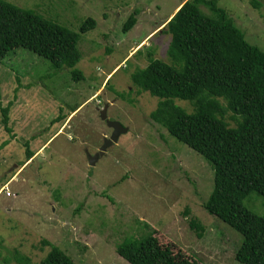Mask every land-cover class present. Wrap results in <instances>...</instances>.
<instances>
[{"label":"rangeland","instance_id":"obj_1","mask_svg":"<svg viewBox=\"0 0 264 264\" xmlns=\"http://www.w3.org/2000/svg\"><path fill=\"white\" fill-rule=\"evenodd\" d=\"M6 1L76 32L82 57L74 68L83 78L24 48L0 60V264L38 262L50 250L44 240L76 264H130L116 245L154 229L177 257L241 264L234 258L240 233L202 205L213 186L209 161L150 118L158 100L137 94L131 80L150 50L168 61L170 36L161 28L185 0ZM217 1L264 51V0ZM132 13L136 22L124 30ZM88 17L95 26L81 31ZM176 103L192 110L188 100ZM4 107L12 133L2 121ZM109 121L122 130L99 153L113 132ZM242 203L264 214L256 191ZM190 217L203 227L200 236Z\"/></svg>","mask_w":264,"mask_h":264},{"label":"trees","instance_id":"obj_2","mask_svg":"<svg viewBox=\"0 0 264 264\" xmlns=\"http://www.w3.org/2000/svg\"><path fill=\"white\" fill-rule=\"evenodd\" d=\"M135 15L128 17L124 30L135 24ZM94 26L88 17L80 30ZM161 30L170 36L168 61L147 52V65L131 76L136 93L156 97L150 118L209 161L213 186L202 205L240 233L235 260L264 264V214L257 215L242 203L251 191L264 197V51L246 40L217 0H185ZM77 40V33L67 27L0 0V60L24 48L55 69L71 68L72 78L82 79V72L74 68L82 57ZM176 99L188 100L192 110ZM7 111L8 107L2 108V121L12 133ZM27 147L26 160L33 154ZM188 212L186 208L184 214ZM188 223L198 236L202 234L196 217ZM160 234L154 229L138 242L128 239L117 244L115 250L130 264H204L194 256L177 257L170 246L161 244ZM43 244L50 250L41 260L30 263L26 257L21 263L76 264L49 241Z\"/></svg>","mask_w":264,"mask_h":264},{"label":"water","instance_id":"obj_3","mask_svg":"<svg viewBox=\"0 0 264 264\" xmlns=\"http://www.w3.org/2000/svg\"><path fill=\"white\" fill-rule=\"evenodd\" d=\"M106 108H107V105H104V107L100 110V118L101 119H105L106 118ZM108 126L109 127H112L113 129V132L110 136V139H107V141L105 140V142L103 143V145L100 147L99 149V153H101V150H104L113 140L116 139L118 133L122 130V127L121 125L118 123V122H114V121H109L108 122ZM98 156V152L95 153L94 156H89V161L91 163H94V160L96 159V157ZM92 165V164H90Z\"/></svg>","mask_w":264,"mask_h":264},{"label":"built area","instance_id":"obj_4","mask_svg":"<svg viewBox=\"0 0 264 264\" xmlns=\"http://www.w3.org/2000/svg\"><path fill=\"white\" fill-rule=\"evenodd\" d=\"M2 191L5 192V195H6V196L10 195V192H9L6 188H2Z\"/></svg>","mask_w":264,"mask_h":264},{"label":"clouds","instance_id":"obj_5","mask_svg":"<svg viewBox=\"0 0 264 264\" xmlns=\"http://www.w3.org/2000/svg\"><path fill=\"white\" fill-rule=\"evenodd\" d=\"M169 20V19H168ZM165 25V24H164ZM1 191V190H0Z\"/></svg>","mask_w":264,"mask_h":264},{"label":"bare ground","instance_id":"obj_6","mask_svg":"<svg viewBox=\"0 0 264 264\" xmlns=\"http://www.w3.org/2000/svg\"><path fill=\"white\" fill-rule=\"evenodd\" d=\"M107 141V140H106Z\"/></svg>","mask_w":264,"mask_h":264}]
</instances>
